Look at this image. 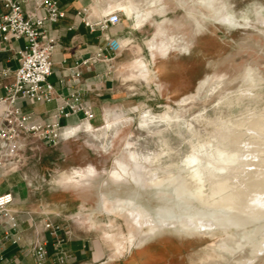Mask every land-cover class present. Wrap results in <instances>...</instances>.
Listing matches in <instances>:
<instances>
[{
    "label": "rangeland",
    "instance_id": "374dc122",
    "mask_svg": "<svg viewBox=\"0 0 264 264\" xmlns=\"http://www.w3.org/2000/svg\"><path fill=\"white\" fill-rule=\"evenodd\" d=\"M94 3L118 10L120 30L132 31L112 72L124 101L102 111L101 125L58 146L30 138L12 172L26 183L27 208L39 222L60 227L63 264H264V218L257 230L205 231L208 212L187 192L202 189L207 201L221 200L264 175V0ZM108 112L120 115L106 120ZM218 150L249 157L233 170L205 172L201 184L187 158ZM123 168L141 183L109 176ZM82 169L88 179L60 185L62 175ZM157 215L197 228L177 225L146 239ZM133 237L145 243L131 247ZM239 237L247 249L235 248ZM58 256L56 249L53 260L61 264Z\"/></svg>",
    "mask_w": 264,
    "mask_h": 264
},
{
    "label": "built area",
    "instance_id": "2783aa9c",
    "mask_svg": "<svg viewBox=\"0 0 264 264\" xmlns=\"http://www.w3.org/2000/svg\"><path fill=\"white\" fill-rule=\"evenodd\" d=\"M96 4V3H95ZM3 11L0 12V52L2 43L13 39H23L24 46L16 52L18 66L14 70L5 69L0 75L8 80L4 86L5 95L0 98V173L15 172L22 160L21 153L30 138L43 141L50 146H58L62 141L76 137L83 132L86 125L94 118V109L78 90L63 94L58 93L50 81L53 74L52 56L57 49L58 40L49 35L47 25L56 23L67 14L60 6L59 0H0ZM80 21L90 32L100 31L104 34L111 27L122 22L121 13L111 7L98 12L91 4L85 5L77 12ZM105 44L97 46L88 56L78 58L68 71V81L60 83L77 84L84 72L91 70L95 64L103 63L109 73L114 71V63L122 50L130 45L131 38L104 35ZM66 61H63V66ZM32 106L57 103L52 121H45L34 112H25L22 103ZM78 125H63V119L79 117ZM15 198L8 192L0 195V215L4 217L9 228L8 236L14 244L23 240L20 221L11 210ZM45 229L56 240L58 261L66 260L65 240L61 238V229L50 219L44 223ZM48 242L40 240L33 246L34 264H45L48 259Z\"/></svg>",
    "mask_w": 264,
    "mask_h": 264
},
{
    "label": "crops",
    "instance_id": "0c3cea01",
    "mask_svg": "<svg viewBox=\"0 0 264 264\" xmlns=\"http://www.w3.org/2000/svg\"><path fill=\"white\" fill-rule=\"evenodd\" d=\"M60 6L66 9V16L56 23L47 25L48 33L58 40V46L54 52L52 59L54 61L53 74L50 81L56 86L58 93L69 94L76 90L80 91L83 97L90 101L94 109V118L89 124L99 126L103 123L102 111L109 105L122 103L124 100L120 97L117 89V75L109 73L107 67L103 63H97L88 71L84 72L80 83H65L62 85L61 80L68 81V71L66 67L72 66L78 58L88 56L97 46L105 44L104 35L119 36L123 38L127 34L131 36L132 31L122 32L120 24L111 27L107 32L101 33L90 32L89 29L80 21L77 12L85 5L91 4L95 11H100L94 0H59ZM3 8L0 6V12ZM139 20H137L138 22ZM136 22V24H137ZM23 39H13L10 42H3V50L0 52V72L5 69L14 70L18 66L16 59V50L24 46ZM124 50L119 52L118 56L123 54ZM66 61L63 66V61ZM116 68V61L114 63ZM8 80L0 75V98L5 95L4 86ZM25 112H34L45 121H52L57 103L53 102L49 105L32 106L24 102L21 104ZM2 109L0 108V114ZM120 114L108 112L106 120ZM79 117L63 119V125H78ZM26 183L20 175L16 173L1 174L0 173V195L11 192L14 195L15 202L11 206V210L16 213L22 230L23 240L20 244H14L8 236L9 228L4 217L0 215V264H34L33 246L40 240L48 242V259L45 264H56L53 260L54 252H56V240L45 229L44 223L39 222L33 211L27 208L28 195L25 193ZM29 199V198H28ZM47 219V218H46ZM82 252V251H81ZM52 257V258H51Z\"/></svg>",
    "mask_w": 264,
    "mask_h": 264
},
{
    "label": "bare ground",
    "instance_id": "6f19581e",
    "mask_svg": "<svg viewBox=\"0 0 264 264\" xmlns=\"http://www.w3.org/2000/svg\"><path fill=\"white\" fill-rule=\"evenodd\" d=\"M145 20L139 22L138 27L144 26ZM156 53L158 52L155 51L152 52V56L154 59H156ZM142 65L144 64L142 63ZM90 130H93V126L91 124H87L84 131L89 132ZM209 156H212L213 159L210 158V160H208ZM247 157H249V155L243 154V152L241 151L233 152L227 150L225 151L218 150L216 153H214V155L211 153L207 154L206 159L204 160L200 157V155L197 154L190 156L187 158L186 166L192 170V176L196 178V180L199 181L201 184H204L205 174H207L208 172L211 171L223 172L225 170H233L234 168H236V166H238V164L242 162V160L247 159ZM89 174L90 173L86 172L83 169L79 171L77 170L72 172L71 174L62 175V178L61 180H59L60 181L59 183L60 185L74 184V183L77 184L80 181L88 179ZM109 176L113 180L120 181L123 180L124 178H131V180H133L136 184L139 185L141 183V179H137L134 176L131 177V175L127 173V171L124 168L122 169V172L116 170L109 172ZM263 178L264 175H261V173L257 174L256 176L254 175L253 179H251L249 182L246 181L247 183L242 185V187H240L241 188L240 190L238 191L234 190L231 194L227 193V196H225V198L221 200L214 198L211 200V202L207 201V199L204 197L205 195H203L204 191L202 189L194 190L195 189L194 188V189H190V191H187L193 194L191 196L192 200L194 202L199 203L201 208L204 211L208 212L207 216L201 217L202 229L205 231H211V230H220L219 228L228 229V227H231L232 229V227L234 226L244 227L246 225H250L254 227L255 230H257L258 220H260V218H264V214L263 213H262L263 215L260 214V209H263L260 207L264 206V202L261 200V196L264 195V191L261 189L262 185H264L262 184L264 180ZM231 217H236L238 223L236 224L231 222L229 220V218ZM152 220H153V225H155V229H152V231L145 236L146 239L152 237L154 234H156L158 231L164 228H173L177 225H187L192 228L193 227L197 228V224L191 223V221L186 218L176 220V218L174 217L169 218L165 215H157ZM257 237L258 234H254V236L252 237L254 246H256V248L258 245ZM241 238L239 237L238 240L235 241V248L237 250L240 248L242 249V246L243 249L244 247H246V249L248 248V246L246 245H241L243 241V239ZM145 240L143 239L142 241H137L136 238L133 237L130 240V246L138 247L144 244ZM237 242L239 245L237 244ZM117 250L118 252H121V250H124V248H122L121 245H118Z\"/></svg>",
    "mask_w": 264,
    "mask_h": 264
}]
</instances>
